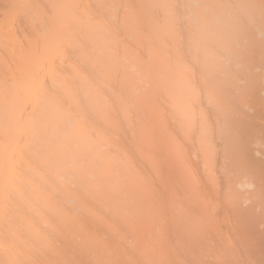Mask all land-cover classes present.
Instances as JSON below:
<instances>
[{"label":"bare ground","instance_id":"obj_1","mask_svg":"<svg viewBox=\"0 0 264 264\" xmlns=\"http://www.w3.org/2000/svg\"><path fill=\"white\" fill-rule=\"evenodd\" d=\"M0 264H264V0H0Z\"/></svg>","mask_w":264,"mask_h":264}]
</instances>
